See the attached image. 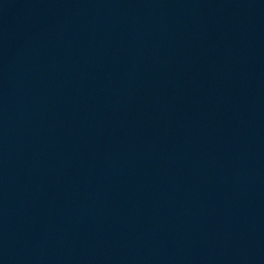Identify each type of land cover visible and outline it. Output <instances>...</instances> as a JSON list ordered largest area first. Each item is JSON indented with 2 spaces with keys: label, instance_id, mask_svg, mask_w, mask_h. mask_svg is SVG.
<instances>
[{
  "label": "water",
  "instance_id": "95a60500",
  "mask_svg": "<svg viewBox=\"0 0 264 264\" xmlns=\"http://www.w3.org/2000/svg\"><path fill=\"white\" fill-rule=\"evenodd\" d=\"M0 264H264V0H0Z\"/></svg>",
  "mask_w": 264,
  "mask_h": 264
}]
</instances>
